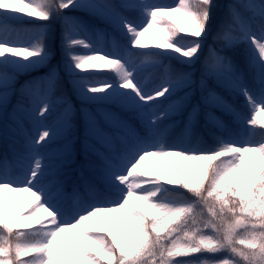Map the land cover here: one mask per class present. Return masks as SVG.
<instances>
[{
	"label": "snow or ice",
	"instance_id": "obj_1",
	"mask_svg": "<svg viewBox=\"0 0 264 264\" xmlns=\"http://www.w3.org/2000/svg\"><path fill=\"white\" fill-rule=\"evenodd\" d=\"M70 6L102 18L127 39L126 47L101 54L86 25L66 20L63 47L75 77L72 90L83 102L109 105L96 113L81 109L83 141L71 96L57 95L55 69L21 86L24 100L10 116L7 112L14 76L50 56L43 31L24 42L7 22L17 13L48 21ZM213 7L214 0H178L175 6L151 0H0V115L11 120L0 140L9 142L8 151L22 168V176L10 175L7 152L0 156V264H264V139L221 138L217 147L203 149L183 141L168 144L163 126L177 117L185 138L201 121L226 130L220 112L243 119L249 131L264 129V0H232L227 6L214 37L221 46L210 49L199 79L170 67L152 85L140 75L145 63L158 65L166 50L184 58L182 63L198 60ZM128 9L139 10L143 19L128 17ZM169 13H179L181 24L169 22ZM154 26L161 51L134 52L148 47L141 38ZM181 33L192 39L182 42ZM241 43L243 62L230 54ZM101 68L113 77L94 83L76 71ZM229 97L243 98L246 117ZM129 113L143 123L142 135L125 131ZM150 157L166 170L164 183L144 166ZM73 166L86 191L102 195L101 184H107L121 192L120 198L110 205L72 208L67 202L81 195L76 182L66 195ZM86 170L96 174L87 178ZM20 192L32 198L26 215L14 214L15 197L6 195ZM134 198L152 211H142ZM102 212L120 215L105 223L97 219Z\"/></svg>",
	"mask_w": 264,
	"mask_h": 264
},
{
	"label": "trees",
	"instance_id": "obj_2",
	"mask_svg": "<svg viewBox=\"0 0 264 264\" xmlns=\"http://www.w3.org/2000/svg\"><path fill=\"white\" fill-rule=\"evenodd\" d=\"M228 1L229 0H214V7L212 9V17L209 20V25H208L209 31H208L207 37L203 39L204 40V47H203V50H202L201 54L199 55V59L196 62L195 70L191 72L196 79H199V77H200L205 58L210 55V49L213 48V47L220 48V46H221L220 43H218L217 41L214 40V37H215L216 32L219 29L221 23L225 19L226 13L223 11V7L226 6L224 4H226ZM78 11L90 16L88 11H86V10H84V11L78 10ZM124 14L127 15L128 17L134 19V20H137V21L143 19L141 17L140 13H139V10H137V9L125 10ZM136 15H139V17L136 18ZM29 19H31V18H29L27 16H22L21 17V21L29 20ZM50 20H48V21H50ZM177 24H179V23H177ZM62 31H63V35L62 36H64V31H65L64 27L62 28ZM115 34L118 36L119 39H122L123 37H125L122 34V32L118 31V30H115ZM181 36L183 37V40H185V37L182 34H181ZM45 43L47 44L49 50H51L54 46H56V44H54L53 41L51 39H49V38L45 40ZM57 43H60L59 40L57 41ZM245 48H246V45L241 43V44L237 45V47L234 50H232L230 54L234 55V57L238 61L243 62L244 56H245ZM146 50L147 51H145V52H159V50L154 45L150 46V48H148ZM133 51L134 52H140V50H137V49H133ZM164 56L165 55H162L159 58H162ZM133 59H134V61L136 63L139 62V61L143 62V57L142 56H134ZM165 60L166 61H170L169 58H166ZM170 63L172 64V66L174 65L173 69L177 68L179 70L185 71L184 67H182V64L179 63L177 60H173ZM149 65H150L149 63H145L144 64V66H143L144 67L143 68L144 76L143 77H145L148 74L149 75V79H150L149 83L152 85L154 82H157V80H160V79L162 80L164 75H165V72H164V69L160 68V64H159V67H158V65H155L153 67H149ZM159 69H161V74L157 77L156 73H157V71ZM32 71H40L39 66L37 65V66H35L33 68L20 70L16 74L17 77H19V79L17 80V81H19L18 86H21V84L24 81V80L22 81V79L26 78V74L30 73ZM97 75H99V76H101L103 78H106V79H111L113 77V76L111 77L108 72H105V70L100 71L99 73H97ZM155 77H157V78H155ZM18 89H19V91H18ZM18 89H16V92H14L12 94V97L16 95L15 96V102L13 101V102L9 103L8 104V108H14L16 106L15 104L17 103L16 100H18L20 98V96H22V94L20 93L22 91V90L20 91L21 88L18 87ZM229 98L234 101V103L236 104V106L238 108L246 107L242 97H229ZM83 103L84 102L82 101V99H80L79 101H77V103H75L76 107H77V112H78V109L81 108V105ZM8 108H7V112H8ZM8 114H9V116L11 115L9 112H8ZM218 116H221V118L225 121V123L229 124V125H232V124L234 126L241 125L242 122H243V120L237 119L233 115L220 113V114H218ZM127 119H128V125H138L142 129V134H143V123L140 120H138L135 117H133L130 113L127 114ZM82 122H83V120H82ZM202 122L203 121H201L199 124H202ZM6 123L7 124L11 123L10 118L6 119L3 115H0V131L3 130V128H4ZM26 125H27L28 128H31V124L30 123H27ZM163 126L167 127V129H168L166 142L168 144H173L172 143L173 141H175L177 143L178 137H179V135L177 136L178 131H179V134H181L178 118L177 117H173L170 120L163 121ZM207 127L210 130V134L207 133L208 134L207 139H209V142H208L207 145H205V147H199V148H203V149L215 148V147H217V143H218V141L221 138H225V139L235 138L232 134H237L238 133V130H236L235 128L233 130H231V132H229V130H227V131L226 130H219L218 131L216 129H213L212 126H210V125H207ZM250 132H251V134L248 136L249 140H256V139L264 138V129H261L258 126L251 127ZM129 134H130V131H129ZM80 135L81 136L83 135L82 132L80 133ZM235 140L238 141L239 140L238 137H236ZM0 142H3V147L8 145L7 143H9L6 140H0ZM17 143L21 144L22 141L18 140ZM80 158L83 159L82 156ZM92 159L95 160L94 157ZM84 174L86 175L87 178H91L96 173L94 171H92V170H86ZM161 182L164 183L165 181L161 180ZM165 187L173 189L174 192L179 193L180 195H182L186 199H190L191 198V194L186 192L183 189L175 188V186L167 185L166 183H165ZM109 188H110L109 185L101 184V189L102 190L103 189H109ZM142 211L151 212L152 210L150 208H147L146 210H142ZM162 235H163V233H162Z\"/></svg>",
	"mask_w": 264,
	"mask_h": 264
},
{
	"label": "rangeland",
	"instance_id": "obj_3",
	"mask_svg": "<svg viewBox=\"0 0 264 264\" xmlns=\"http://www.w3.org/2000/svg\"><path fill=\"white\" fill-rule=\"evenodd\" d=\"M178 3V1H177ZM177 3L175 4H165V3H160V4H163V5H170V6H175ZM62 14V12L60 13ZM58 14V15H60ZM15 15V18L12 19V20H9L7 23L10 25V27L12 28H15L17 30H19V34H20V38L24 41V42H28L29 40L32 39L33 35L29 36L28 35V28L29 25L28 24H25L26 26H22L19 24V21H18V17L21 16V15H24V13H17V14H14ZM167 16L173 20H178L181 22V18H180V14L179 13H169L167 14ZM64 17V20H76V21H79L80 24L82 25H86L89 29V35L91 36V30L93 28V25L94 23L90 22V24H84L82 23L77 17H75L74 15H70V14H64L63 15ZM67 23V22H66ZM39 31H43L45 32V29L42 28L40 29ZM96 33H97V42L95 43V46L98 48V49H101L102 52L101 54L106 51V52H113L115 50H118L119 47L115 44L114 40L111 39L110 41H108V44L106 42V38H105V33H104V30H96ZM13 36L15 37V33H13ZM92 37V36H91ZM99 38V39H98ZM142 39V42L144 44L146 43H149L150 41L151 42H154L155 44L157 43H161L160 41H158L160 39V35H159V32H158V28L156 26H154L153 28L149 29L148 32L145 33L144 37L141 38ZM99 40V41H98ZM75 51L77 52H85L86 50L83 49V47H77L75 49ZM167 54L168 55H173V56H176L178 57L181 61L184 59L182 57H179V54L177 53H174L172 52V50H166ZM54 55L55 56H59L61 55V52L59 50H54L53 51ZM64 56V55H63ZM50 62L49 58L45 61V63L41 64L40 66L41 67H46L47 64ZM196 62V60L191 63V66L194 65V63ZM94 63H98V64H102L103 61H95ZM67 63H65L64 66L62 65H56L54 66L52 69H50L49 72H51L53 69H55L58 74H59V78L61 79V83H60V88L65 89L67 87V84L70 80V70L67 69V66H66ZM103 69V68H101ZM98 70L100 69H87L85 71H78L77 73L80 75H85V76H89L88 74H94L95 72H97ZM9 71H11V69H9ZM62 72V75H60V73ZM49 73H46V77ZM16 75L14 76V81L16 80ZM36 79L35 81H40V76H35ZM88 78V77H86ZM92 82H94V78H90ZM83 109V108H82ZM84 111L86 110H89L87 108H84L83 109ZM261 118H264V115H262ZM248 125H245V128H247ZM134 133L138 134L136 130H134ZM258 142V141H257ZM12 162L10 161L9 165H8V173L12 176H22V168H21V165L17 162H14L13 164H15L18 168V171H15L14 168L11 166ZM144 166H146L148 169H150L151 171L155 172L156 175L158 176H162L164 181H166L169 176L166 172V170L164 169L163 165H161L159 163V160L158 158L156 157H150V158H147L145 161H144ZM72 175V174H71ZM122 187V186H121ZM106 192V191H105ZM70 193L71 191H67L66 190V195L70 196ZM81 195L79 197V199H76V200H69L67 202L68 205H70L72 208H84V207H88L90 205H93V204H111L112 202L118 200L120 198V195H121V192L118 191L119 193V196L116 198V199H112L108 193H104L101 197H97V196H94L93 194L90 193V200L89 201H85L83 199V195H82V192L80 191ZM6 195H11L13 197H15V203L13 205V212L14 214H27L29 211H30V208H29V201L32 199L30 194L29 193H24V192H20V193H12V194H7ZM133 203L136 204L141 210H146L148 208V206L146 204H144L143 202L141 201H137L135 200V198L133 199ZM41 217H45L46 214L44 213H41L40 214ZM110 215H120V213H106V212H102V213H99L98 216H97V219L101 220V221H104L105 223L107 222V218L110 216ZM59 239L57 241V246H59ZM24 259H30V257H25Z\"/></svg>",
	"mask_w": 264,
	"mask_h": 264
}]
</instances>
